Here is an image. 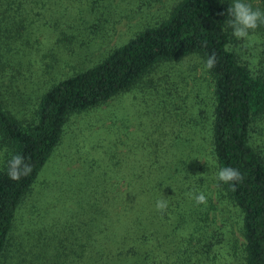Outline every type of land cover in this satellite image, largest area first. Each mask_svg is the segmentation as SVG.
<instances>
[{
  "label": "trees",
  "instance_id": "obj_1",
  "mask_svg": "<svg viewBox=\"0 0 264 264\" xmlns=\"http://www.w3.org/2000/svg\"><path fill=\"white\" fill-rule=\"evenodd\" d=\"M41 1L0 0V264H264V70L262 56L252 65L235 48L227 15L232 0L174 2L158 22L93 67L51 83L31 118L20 120L5 102L12 80L2 86L17 57L15 48L31 37L27 8ZM246 2L264 11V0ZM255 32L264 34V25L249 34ZM213 53L216 64L209 70L205 62ZM193 57L209 77L212 103L194 97V124L205 135L197 136L187 159L176 157L179 164H171L174 147L177 155L188 151L172 145V138L166 150L147 149L138 159L130 156L132 149L116 152L115 143L107 142L104 169L99 175L83 170L66 216L40 214L23 222L21 206L72 116L129 92L157 67ZM14 155L32 166L19 180L9 176ZM199 155L209 158L201 163ZM224 167L243 176L232 182L235 190L217 178ZM199 193L205 204L196 203ZM160 200L168 205L163 211L156 208ZM224 203L240 218L239 247L224 220L219 225L209 218Z\"/></svg>",
  "mask_w": 264,
  "mask_h": 264
},
{
  "label": "rangeland",
  "instance_id": "obj_2",
  "mask_svg": "<svg viewBox=\"0 0 264 264\" xmlns=\"http://www.w3.org/2000/svg\"><path fill=\"white\" fill-rule=\"evenodd\" d=\"M176 1L42 0L33 10L28 6L31 37L23 47L16 46L17 57L13 68H6L9 76L2 86L7 88L6 84L12 80L5 101L8 110L20 120L30 119L40 95L51 83L93 67L110 50L158 22ZM235 48L252 65H258L262 56L264 70L263 33L237 39ZM14 67L20 71H14ZM11 74L15 78H9ZM195 95L212 103L209 77L201 61L193 57L157 67L129 92L72 116L60 145L21 206L23 222L40 214L51 219L66 216L65 211L83 182V170L87 168L99 175L104 169L106 163L101 154L110 149L108 143H115L116 152L132 149L130 156L133 158L134 153L138 159L147 149L160 152L168 144L167 139L172 138V145L180 143V150L188 151L177 155V148H172L171 164H179L176 157L187 159L195 146L194 140L205 135V131L199 135L194 124ZM201 144L204 151L208 150L205 143ZM2 156L0 151V164ZM200 157L201 163L209 158ZM222 206L211 212L209 218L219 225L224 220L238 239L239 247L243 239L238 213L226 203ZM239 259L240 256L233 261Z\"/></svg>",
  "mask_w": 264,
  "mask_h": 264
},
{
  "label": "clouds",
  "instance_id": "obj_3",
  "mask_svg": "<svg viewBox=\"0 0 264 264\" xmlns=\"http://www.w3.org/2000/svg\"><path fill=\"white\" fill-rule=\"evenodd\" d=\"M224 13H221L223 15ZM229 26L232 28V35L237 39H245L249 36L250 30L254 31L259 26L264 25V11L259 8H253L246 0H232L231 6L227 9ZM216 64V54L213 53L205 62L207 69H212ZM32 166L26 163L21 155H14L9 161V176L13 180H19L22 176L31 173ZM217 178L224 183L240 182L243 180L242 174L235 168L224 167L219 170ZM235 190V183H232ZM197 204H205L207 198L203 193L197 194L195 197ZM165 200L157 201V210L163 211L167 208Z\"/></svg>",
  "mask_w": 264,
  "mask_h": 264
}]
</instances>
